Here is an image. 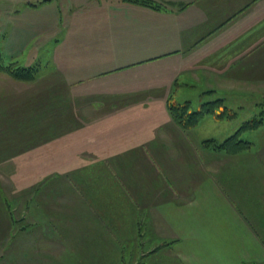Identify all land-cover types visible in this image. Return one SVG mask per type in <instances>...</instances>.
<instances>
[{
  "label": "rangeland",
  "instance_id": "rangeland-1",
  "mask_svg": "<svg viewBox=\"0 0 264 264\" xmlns=\"http://www.w3.org/2000/svg\"><path fill=\"white\" fill-rule=\"evenodd\" d=\"M79 2L0 0V52L5 62L15 61L23 67L40 66V77L34 83L17 82L0 73V264H150L157 249L155 236L147 228L145 233L142 228L143 234L139 235L135 224H131L133 209L140 202L133 206L121 199L104 202L93 198L96 193H100L96 197L110 193L108 182L120 187L127 200L133 198V192L124 178L121 180L122 171L112 163L119 160L116 153H95L88 149L91 144L92 149L97 150L101 136L105 138L114 130L116 122L108 118L116 117L120 108L103 109L104 106L87 104L86 100L97 97L98 91L85 86V79L95 74L85 71L100 69V66L98 57L92 60L85 57L87 52H72L82 44V40L78 42L73 36L80 30L75 22L84 17L83 5L75 8ZM57 26L59 31L55 32ZM76 43L79 46L75 48ZM80 80L85 82L71 89ZM241 86L242 89L233 88V101L220 92L204 94L197 86L174 87V97L169 103L189 102V110L193 112L200 110L203 103L223 99V106L231 108L235 114L229 121L203 117L195 128L185 132L187 137L192 141L215 139L221 142L235 133L244 121L252 119L264 104V94L260 95L264 90ZM72 97H81L82 105L73 103ZM148 121L153 123L160 119ZM143 131L140 129L139 133ZM240 139L252 143L251 150L234 156L231 163H209L211 157L224 160L227 155L206 153V176L216 180L221 178L220 172L231 174L229 167L232 168L233 183L223 187L229 196H233L232 188L236 184L245 187L246 178L261 180L264 175V127L243 132ZM113 143L105 138L100 147L106 149L105 145ZM184 152L191 157H204L201 150L197 154L186 148ZM123 155L129 157L125 161L135 160L133 153ZM114 156L116 158L111 160ZM97 159L110 169L80 168L85 161ZM186 159L181 157L175 164L184 166ZM135 169L144 171L139 167ZM103 171L106 178L101 177ZM85 178L93 186H88ZM101 181H105L103 187ZM96 183L99 187H95ZM254 186L262 191L261 182ZM182 187L185 185L179 188ZM252 187L251 184L249 188ZM113 197L118 198L117 194ZM122 210L126 217L118 221L115 214L123 213ZM224 219L211 221L208 226L217 239L230 243L233 218L222 222ZM229 226L232 227L228 230ZM149 241L155 248L148 247ZM174 243L164 242L163 247ZM137 244L144 250L142 253L140 249L137 252ZM177 253L174 261L194 264L192 257H188L190 250L181 248ZM203 256L196 257L195 264H210L211 258ZM228 257L233 261V247Z\"/></svg>",
  "mask_w": 264,
  "mask_h": 264
},
{
  "label": "crops",
  "instance_id": "crops-1",
  "mask_svg": "<svg viewBox=\"0 0 264 264\" xmlns=\"http://www.w3.org/2000/svg\"><path fill=\"white\" fill-rule=\"evenodd\" d=\"M77 1L82 2L84 17L75 22L80 30L73 36L82 44L72 52H87L85 57L92 60L98 57L100 66L85 71L95 73L85 79V86L98 91L97 97L86 100L87 104L120 108L116 117L108 118L116 126L105 135L114 143L101 148L105 139L101 136L98 149L93 150L91 144L88 149L116 153L119 160L113 162L116 156L111 157L112 163L122 171L121 180L124 178L133 192V198L127 200L120 187L108 182L110 193L100 197L96 193L93 198L104 202L121 199L133 206L140 202L133 209L131 224L139 218L141 227L155 236L157 249L150 264H181L173 260L181 248L190 250L188 257L194 264L201 254L211 258L210 264H264V175L261 180L246 178L245 187L236 184L233 196H229L223 187L233 183L232 168L229 175L220 172L221 178L216 181L206 176L205 165L223 161L228 164L233 162V156L224 160L211 157L207 162L206 153L214 152L189 139L167 111L173 89L178 86L220 92L231 101L233 88L242 89L241 85L264 90V0H151L159 5L158 9L125 0ZM79 4L75 8L82 6ZM82 82L85 81H78L71 89ZM72 99L82 105L81 97ZM208 117L213 118L205 116V120ZM157 118L160 121H148ZM140 129L144 131L139 133ZM186 148L197 154L201 150L204 157H191L184 152ZM128 153L135 154V160L125 161L129 157L123 154ZM181 157L187 158L185 164L177 166L175 162ZM82 165L80 168L98 171L110 169L101 159ZM138 167L144 171H137ZM129 168L132 169L128 171ZM147 170L149 173H145ZM106 175L103 171L101 177ZM260 182L262 191L254 186ZM86 184L92 185L89 179ZM182 184L185 187L179 188ZM115 215L118 221L126 217L124 211ZM222 218V222L233 218V240L228 238L231 244L217 239L208 226ZM171 241L174 245L163 247L164 242ZM148 243V247H154L151 241ZM231 247L233 261L228 257Z\"/></svg>",
  "mask_w": 264,
  "mask_h": 264
},
{
  "label": "trees",
  "instance_id": "trees-1",
  "mask_svg": "<svg viewBox=\"0 0 264 264\" xmlns=\"http://www.w3.org/2000/svg\"><path fill=\"white\" fill-rule=\"evenodd\" d=\"M132 4H137L143 7L158 9L159 5L151 0H125ZM0 73L6 74L12 80L21 83H34L40 77V66L39 64L23 67L19 66L15 61L5 62L2 53L0 52ZM212 92H204L208 94ZM263 100V99H261ZM222 106V108H221ZM190 103L184 102L182 104L168 103L167 111L169 116L173 120L174 124L184 132L195 128L201 118L205 116H212L217 121L231 120L234 117V113L231 108L223 106V99H216L214 101H209L201 105V109L197 111L190 112ZM264 127V104L258 108V112L253 116L252 119L244 121L241 126L232 135L226 137L223 141L218 142L215 139H204L201 140L199 145L214 153H223L227 156H240L246 154V152L251 150L252 143L240 139V134L247 131H257ZM21 221V220H20ZM134 222V220H132ZM139 218L135 223L136 231L139 235H142V228L145 233L144 226L141 227L139 223ZM135 231V234L137 235ZM142 233V234H141ZM138 249L142 251V247Z\"/></svg>",
  "mask_w": 264,
  "mask_h": 264
}]
</instances>
